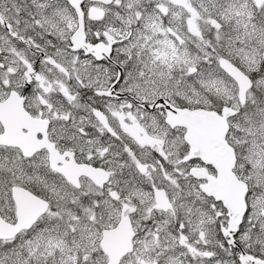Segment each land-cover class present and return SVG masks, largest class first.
<instances>
[{
  "label": "snow or ice",
  "instance_id": "6c2138e0",
  "mask_svg": "<svg viewBox=\"0 0 264 264\" xmlns=\"http://www.w3.org/2000/svg\"><path fill=\"white\" fill-rule=\"evenodd\" d=\"M0 264H264V0H0Z\"/></svg>",
  "mask_w": 264,
  "mask_h": 264
}]
</instances>
